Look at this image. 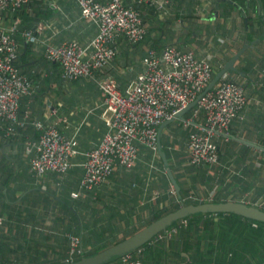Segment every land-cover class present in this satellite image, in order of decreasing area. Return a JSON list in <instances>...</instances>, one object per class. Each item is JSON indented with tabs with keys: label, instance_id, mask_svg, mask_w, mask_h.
Masks as SVG:
<instances>
[{
	"label": "crops",
	"instance_id": "crops-1",
	"mask_svg": "<svg viewBox=\"0 0 264 264\" xmlns=\"http://www.w3.org/2000/svg\"><path fill=\"white\" fill-rule=\"evenodd\" d=\"M81 13L79 0H32L15 15L21 20V32L29 29L38 37L37 42L26 43L21 32L17 36L23 44L21 57L25 56L20 61L21 69L41 89L22 101V110L30 107L35 119L53 123L66 136L75 137L82 153L97 148L109 131L102 116L99 80L105 74L114 76L125 92L143 71V60L154 42L161 43L162 47L174 43L182 51H194L197 56L208 58L218 71L246 44L260 39L237 61L236 66L242 73L229 72L244 85L249 102L233 122L230 140L217 138L220 159L208 166L214 176L212 186L200 183L198 193H190L191 196L195 193L196 200L204 203L212 202L221 192L228 201L255 205L250 197L264 188V27L261 24L264 25V2L172 0L164 12L159 11V20L167 17L173 23H167L162 32L161 23L155 21L158 29L151 34L155 41L132 44L122 38L118 42L119 52L105 74L68 81L63 77L62 66L46 59L45 49L49 43L59 45L68 40L89 44L99 28L96 23L83 19ZM16 18L8 14L6 24H12ZM147 25L150 32L151 27ZM27 44L28 48H24ZM176 122L164 130V135L175 146L174 175L190 188V177L195 172L190 170H195L189 161L190 129ZM5 150L11 157H2L0 162L4 169L0 171V180L5 183L3 187L0 183V262L60 264L69 258L70 227L73 232L80 231L82 238L88 235L89 226L108 229V236L131 237L146 227L143 221L154 210L171 206L177 194L165 168L160 166L159 152L147 147L142 148L133 168L118 166L110 180L97 189V195L86 193L78 198L72 193L79 189L84 174L82 154L73 159L74 166L67 174L48 173L37 177L31 171L25 148L5 144ZM245 162L258 170L257 174H247V182L253 185L251 192H243L237 179L246 169ZM164 196L166 199L157 203ZM67 199L73 208L65 209ZM256 203L258 207L263 206L264 195ZM74 209L83 215L79 229L74 221ZM180 234L167 241L152 240L136 255L144 264H197L194 247L204 233L192 238ZM205 246L208 248V244ZM85 247L90 248L88 244ZM109 264H121V260Z\"/></svg>",
	"mask_w": 264,
	"mask_h": 264
},
{
	"label": "built area",
	"instance_id": "built-area-1",
	"mask_svg": "<svg viewBox=\"0 0 264 264\" xmlns=\"http://www.w3.org/2000/svg\"><path fill=\"white\" fill-rule=\"evenodd\" d=\"M31 2L0 0V153L6 139L17 136L20 130L31 125L39 135L27 142L25 151L30 156L31 171L37 177L48 173L67 174L74 166L73 159L82 154L84 174L79 189L72 193L78 198L108 182L118 166L133 168L143 147L158 153L160 126L194 102L217 71L208 58L169 44L161 50L150 48L143 60V71L125 92L122 91L118 80L105 74L106 68L119 52L120 39L138 44L146 39L148 25L142 13L126 5L125 0H79L82 18L96 23L98 34L87 45L77 40L59 45L49 43L45 57L62 66L63 77L68 81L105 74L99 80V87L104 108L102 116L109 131L97 148L82 153L75 137L66 136L53 123L35 119L30 107L22 110L23 99L34 96L39 87L17 63L23 45L17 37L21 32V20L16 18L7 25L6 16L19 12ZM135 2L164 12L172 0ZM21 33L26 43L38 41L37 35L29 29ZM248 102L244 85L226 73L188 113L183 125L190 129L191 165L213 166L219 162L217 138L230 140L231 126ZM189 198L196 199L193 195ZM187 225L186 219L180 223V226ZM177 233L178 228L173 227L155 239L167 241ZM69 240L67 261L73 262L84 250L80 236L70 234ZM141 249L122 257L121 264H144L136 255Z\"/></svg>",
	"mask_w": 264,
	"mask_h": 264
},
{
	"label": "trees",
	"instance_id": "trees-1",
	"mask_svg": "<svg viewBox=\"0 0 264 264\" xmlns=\"http://www.w3.org/2000/svg\"><path fill=\"white\" fill-rule=\"evenodd\" d=\"M262 1L264 2V0ZM125 4L128 6H133L135 9L139 10L142 13L144 21L146 23H149L151 29L144 41L146 40L155 41L151 34L153 31L158 29V26L155 27L156 23H161L160 28L162 32L164 31L165 25L167 23H173L172 22L173 20L167 19V17L164 21L159 20L160 18L159 11L154 6H151L149 4L141 5L135 2V0H125ZM9 14H14V17L16 18L15 15L16 13H9ZM155 21L156 23H154ZM261 24L262 27H264L263 23ZM171 40H174V38H171ZM154 43L155 44H152V47L158 50L159 49L161 50L166 46L164 45L162 47L161 43L159 42H154ZM170 44L175 45L174 43H170ZM24 48H28V44ZM21 59H25V56L21 57V52H20V56L17 61L20 68L22 67L20 64ZM39 91H41V89L38 88L37 92ZM29 98L28 97L24 98L23 99L24 102L27 101V99ZM177 122L183 124L182 120H178ZM36 132L37 131H35L34 127L29 125L26 129L20 130L17 136L6 139L2 143L0 162L2 157L4 158L11 157V155H9V153H7L6 150L3 151V147L5 146V144L6 145L10 144V146L12 147L25 148L28 140L37 138L39 133ZM162 146L167 153L170 166L174 172L175 165L172 158L173 153L175 152L174 143L170 140V137L164 135L162 137ZM244 164L246 169L244 170L242 176L240 175L237 176L238 177L237 179H238V183H240V189L243 190V192H251L253 189V185L247 182V174L249 173L257 174L258 170L253 169L254 165H247L246 162ZM160 166L164 169V164L161 157H160ZM193 167L195 168V170L190 169L192 172L195 171L192 177H190V182H191L190 188H186L183 185V183L180 181L178 176H176V179L179 185L181 186L182 199L179 198L178 193L177 194L175 193V196H173L174 199L171 200L172 205L169 207L165 206L164 208L159 207L157 210H154L152 212L151 217L143 221L144 222L143 226H148L151 223L157 221L158 219L164 217L165 215H168L173 211L178 210L179 208H181L183 203H185L186 205H190V204L198 205L204 203V201H199L193 198H189L191 196L190 193H192V191L198 193V187L200 183L205 185L207 183L208 187L212 186L211 182H213L214 176L211 175V173L209 172L208 166H201V167L193 166ZM2 170L4 169L0 165V171ZM220 182L225 183L224 180ZM0 183L1 186L5 184L3 183L2 180H0ZM98 188H96L95 191L93 192H89L88 194H91L94 197V195H97L95 194V192L97 191ZM195 195L196 194L194 193L193 196ZM263 195H264V188H259L254 192L253 196L250 197L252 203L255 204L253 206L258 207L256 200L262 197ZM165 197L166 196L159 199L157 203H160L161 201L165 200L166 199ZM212 202L224 203V202H228V198L223 197L221 192H218L216 198H214ZM65 205H66L65 209H69L72 207V204L68 199L65 200ZM259 208L264 210V205L260 206ZM74 211H75L74 221L75 223L78 224V229H79L81 228L82 215L76 209H74ZM182 220L184 219L176 221L174 225L168 227V229H171L173 227L178 228V232L181 233L180 235H187L189 238H192L194 236L200 237L202 232L204 233L203 237H201L197 245H195L196 247H194L195 249L194 259L196 258L194 263L196 262L197 264H264V222L263 221L252 220L243 217L241 215L227 214V213H220L218 215L204 214V213L195 214L190 216L189 218H186V220H188L187 226H180ZM88 228H90L88 231L89 233L84 238H82V236L78 234L80 231L76 233L72 231L73 229L72 227L69 228V232L71 231L70 234L78 235L81 237L82 248L84 250V253L76 257L75 261L80 260L84 256L95 255L109 247V245L106 243L108 241H105V239H109L108 235L106 234L109 231L108 229H99V228L97 229L95 227H90V226ZM119 242H116L115 244ZM85 244H88L90 248L85 247ZM148 244L146 246H148ZM205 244H208V248H206ZM0 263L10 264L6 262H0Z\"/></svg>",
	"mask_w": 264,
	"mask_h": 264
},
{
	"label": "water",
	"instance_id": "water-1",
	"mask_svg": "<svg viewBox=\"0 0 264 264\" xmlns=\"http://www.w3.org/2000/svg\"><path fill=\"white\" fill-rule=\"evenodd\" d=\"M244 16L246 17V13L244 9H241ZM260 39L254 40L252 43L246 44L242 50L238 54L233 57L225 67L219 69L215 74L214 79L211 81L209 86L206 90L200 94V96L192 102L187 108L179 112L176 117L172 120L166 121L160 126L159 129V142H158V149L161 159L164 164V168L166 173L171 180L176 192L180 199L181 196V186L179 185L174 172L170 166V162L167 157L166 151L163 149L162 146V137L164 135V130L166 128H170L172 123L176 122L177 120H184L188 113L196 107L198 102L214 87L217 83L223 78L226 73L229 72H236L242 73L236 66L237 61L243 55V53L249 49L252 45L256 44ZM258 146V145H257ZM204 213V214H214L218 215L220 213H227V214H237L243 217L263 221L264 222V210L259 207L248 205L245 202H238V201H228L224 203H214V202H206L202 204H190L186 205L185 203L182 204L181 208L172 213L165 215L164 217L158 219L157 221L151 223L150 225L144 227L136 234L132 235L131 237L117 243L114 246H111L95 255L92 256H84L80 260L77 261H63L60 264H109L120 260L127 254L134 253L135 251L141 249L149 242L154 240L160 233L165 232L168 230V227L174 225V223L181 219L189 218L192 215ZM3 264V263H0Z\"/></svg>",
	"mask_w": 264,
	"mask_h": 264
},
{
	"label": "rangeland",
	"instance_id": "rangeland-1",
	"mask_svg": "<svg viewBox=\"0 0 264 264\" xmlns=\"http://www.w3.org/2000/svg\"><path fill=\"white\" fill-rule=\"evenodd\" d=\"M177 123H179V122H177ZM108 237H109V239H105V241H108L106 243L109 245V247L116 245L115 244L116 242H119V241L121 242V241L127 239V238H125V237H127V235H124V234L123 235H112V236H108ZM106 238H107V236H106Z\"/></svg>",
	"mask_w": 264,
	"mask_h": 264
},
{
	"label": "bare ground",
	"instance_id": "bare-ground-1",
	"mask_svg": "<svg viewBox=\"0 0 264 264\" xmlns=\"http://www.w3.org/2000/svg\"><path fill=\"white\" fill-rule=\"evenodd\" d=\"M188 40V39H187ZM188 43V42H187ZM153 48V47H152ZM17 142V141H16ZM40 179V178H39ZM64 235V234H63ZM66 235V234H65Z\"/></svg>",
	"mask_w": 264,
	"mask_h": 264
}]
</instances>
